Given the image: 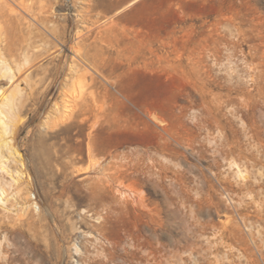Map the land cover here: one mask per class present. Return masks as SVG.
Returning <instances> with one entry per match:
<instances>
[{"label": "rangeland", "instance_id": "obj_1", "mask_svg": "<svg viewBox=\"0 0 264 264\" xmlns=\"http://www.w3.org/2000/svg\"><path fill=\"white\" fill-rule=\"evenodd\" d=\"M46 5L72 40L91 30L96 70L65 55L95 107L59 84L28 96L0 264H264V0Z\"/></svg>", "mask_w": 264, "mask_h": 264}, {"label": "bare ground", "instance_id": "obj_2", "mask_svg": "<svg viewBox=\"0 0 264 264\" xmlns=\"http://www.w3.org/2000/svg\"><path fill=\"white\" fill-rule=\"evenodd\" d=\"M76 1L80 0H71V7L80 14L82 20H89L90 13L98 6L99 0H85V7H78ZM46 2L47 0H0V78L12 80L11 89L0 94V173L7 174L10 179L8 183L0 180L1 208H5L9 201L5 187H12L19 182V173L15 171L13 174L17 178H13L2 154L6 151L8 157H13L15 162L22 164L16 129L23 123L21 114L27 108L28 96L45 93L50 87L59 84L61 89L70 86L77 90V94L72 92L71 96L73 99H80L85 110L95 107V99L88 101L84 94L96 77L85 66L75 67L69 63L65 55V50L73 51L96 70L100 54L96 51L91 53L94 47L92 43H86L91 30H86L83 34L76 32L72 40L69 28L60 30L46 14L49 10ZM67 7L64 4L65 13L69 10ZM65 21L68 22L69 19L65 17ZM100 27L96 25V29ZM48 60L50 67L43 66L42 63ZM22 85H25V89ZM61 110L56 102L52 104L51 111L56 114V121H52L54 124L67 121L68 109L63 106Z\"/></svg>", "mask_w": 264, "mask_h": 264}]
</instances>
